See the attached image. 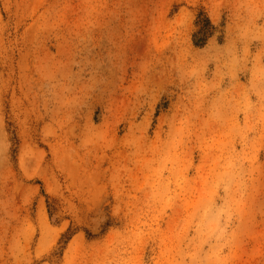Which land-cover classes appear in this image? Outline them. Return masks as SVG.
<instances>
[{
	"label": "rangeland",
	"instance_id": "rangeland-1",
	"mask_svg": "<svg viewBox=\"0 0 264 264\" xmlns=\"http://www.w3.org/2000/svg\"><path fill=\"white\" fill-rule=\"evenodd\" d=\"M0 264H264V0H0Z\"/></svg>",
	"mask_w": 264,
	"mask_h": 264
}]
</instances>
